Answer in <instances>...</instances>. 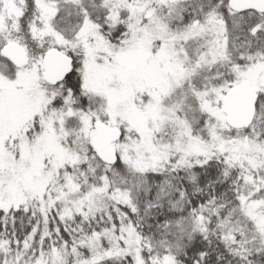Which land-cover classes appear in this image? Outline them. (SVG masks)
Instances as JSON below:
<instances>
[{
	"label": "snow or ice",
	"instance_id": "1",
	"mask_svg": "<svg viewBox=\"0 0 264 264\" xmlns=\"http://www.w3.org/2000/svg\"><path fill=\"white\" fill-rule=\"evenodd\" d=\"M0 264H264V0H0Z\"/></svg>",
	"mask_w": 264,
	"mask_h": 264
}]
</instances>
